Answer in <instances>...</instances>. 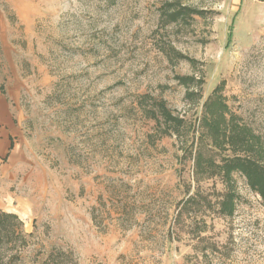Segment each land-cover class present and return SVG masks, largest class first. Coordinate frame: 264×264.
I'll return each mask as SVG.
<instances>
[{
	"label": "rangeland",
	"instance_id": "374dc122",
	"mask_svg": "<svg viewBox=\"0 0 264 264\" xmlns=\"http://www.w3.org/2000/svg\"><path fill=\"white\" fill-rule=\"evenodd\" d=\"M262 193L264 0H0L10 264H264Z\"/></svg>",
	"mask_w": 264,
	"mask_h": 264
},
{
	"label": "trees",
	"instance_id": "16d2710c",
	"mask_svg": "<svg viewBox=\"0 0 264 264\" xmlns=\"http://www.w3.org/2000/svg\"><path fill=\"white\" fill-rule=\"evenodd\" d=\"M32 237V233L24 232L23 223L17 215L0 211V264H10L14 259L21 260ZM41 256V260L33 264H76L71 252H60L56 248H51ZM60 256L64 260L59 262Z\"/></svg>",
	"mask_w": 264,
	"mask_h": 264
}]
</instances>
